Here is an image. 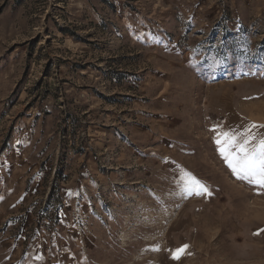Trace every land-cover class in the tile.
<instances>
[{
	"label": "rangeland",
	"instance_id": "obj_1",
	"mask_svg": "<svg viewBox=\"0 0 264 264\" xmlns=\"http://www.w3.org/2000/svg\"><path fill=\"white\" fill-rule=\"evenodd\" d=\"M252 124L264 0H0V264H264Z\"/></svg>",
	"mask_w": 264,
	"mask_h": 264
},
{
	"label": "snow or ice",
	"instance_id": "obj_2",
	"mask_svg": "<svg viewBox=\"0 0 264 264\" xmlns=\"http://www.w3.org/2000/svg\"><path fill=\"white\" fill-rule=\"evenodd\" d=\"M258 127L264 126L252 124L239 133L233 130L218 133L214 137V143L233 176L264 189V139L258 138L253 132ZM211 130L217 131L216 128ZM185 188L188 192L199 195L202 185L188 180ZM185 248L187 245L177 249L173 259H178Z\"/></svg>",
	"mask_w": 264,
	"mask_h": 264
},
{
	"label": "trees",
	"instance_id": "obj_3",
	"mask_svg": "<svg viewBox=\"0 0 264 264\" xmlns=\"http://www.w3.org/2000/svg\"><path fill=\"white\" fill-rule=\"evenodd\" d=\"M51 195V194H50ZM50 197V196H49Z\"/></svg>",
	"mask_w": 264,
	"mask_h": 264
}]
</instances>
